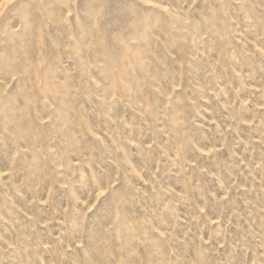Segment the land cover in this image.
<instances>
[{
  "label": "rangeland",
  "instance_id": "1",
  "mask_svg": "<svg viewBox=\"0 0 264 264\" xmlns=\"http://www.w3.org/2000/svg\"><path fill=\"white\" fill-rule=\"evenodd\" d=\"M0 264H264V0H0Z\"/></svg>",
  "mask_w": 264,
  "mask_h": 264
},
{
  "label": "snow or ice",
  "instance_id": "2",
  "mask_svg": "<svg viewBox=\"0 0 264 264\" xmlns=\"http://www.w3.org/2000/svg\"><path fill=\"white\" fill-rule=\"evenodd\" d=\"M99 195H100L101 197H103V196L105 195V192H104V191H100Z\"/></svg>",
  "mask_w": 264,
  "mask_h": 264
}]
</instances>
